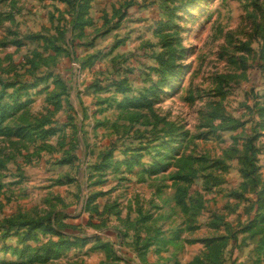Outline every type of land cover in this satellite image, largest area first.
I'll return each instance as SVG.
<instances>
[{
  "label": "rangeland",
  "instance_id": "374dc122",
  "mask_svg": "<svg viewBox=\"0 0 264 264\" xmlns=\"http://www.w3.org/2000/svg\"><path fill=\"white\" fill-rule=\"evenodd\" d=\"M0 264H264V0H0Z\"/></svg>",
  "mask_w": 264,
  "mask_h": 264
}]
</instances>
